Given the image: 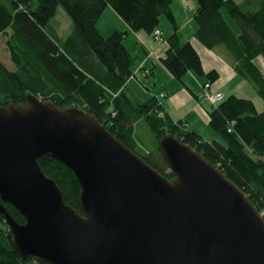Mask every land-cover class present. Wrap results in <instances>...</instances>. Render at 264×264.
Instances as JSON below:
<instances>
[{
  "label": "water",
  "instance_id": "obj_1",
  "mask_svg": "<svg viewBox=\"0 0 264 264\" xmlns=\"http://www.w3.org/2000/svg\"><path fill=\"white\" fill-rule=\"evenodd\" d=\"M160 148L173 178L76 106L35 95L0 106V214L17 252L48 264H264V215L249 197L178 138ZM45 155L74 173L84 215L41 168Z\"/></svg>",
  "mask_w": 264,
  "mask_h": 264
},
{
  "label": "trees",
  "instance_id": "obj_2",
  "mask_svg": "<svg viewBox=\"0 0 264 264\" xmlns=\"http://www.w3.org/2000/svg\"><path fill=\"white\" fill-rule=\"evenodd\" d=\"M196 2V38L208 49L224 48L235 73L264 99V74L254 63L257 57L264 58V0ZM60 6L72 21L73 29L65 36H60L58 25H51ZM107 7H112L132 31L151 33L155 39L154 32L161 31V17L166 16L173 33L167 40L161 34L162 41L168 42L160 60L165 69L183 84L189 72L204 76L207 82L218 79L216 71H204L194 45L182 40L172 0H0V36L6 38L8 56L0 55V106L25 105L28 95L61 108L76 106L94 115L118 140L168 178L174 174L168 171L160 140L172 135L217 166L264 215V111H258L250 99L224 97L209 114V124L219 140H206L185 122L174 121L164 109L159 96L162 92L152 93L138 77L140 70H134L135 57L125 44L130 31L104 36L98 30L97 22ZM225 13L239 31H234ZM150 52L147 59L153 58ZM142 71L146 77L153 73V69ZM143 127L156 139L154 152L139 136ZM38 162L57 182L65 202L84 215L81 186L70 168L47 155ZM4 205L17 222L24 223L17 209ZM0 264H48L20 256L1 214Z\"/></svg>",
  "mask_w": 264,
  "mask_h": 264
},
{
  "label": "crops",
  "instance_id": "obj_3",
  "mask_svg": "<svg viewBox=\"0 0 264 264\" xmlns=\"http://www.w3.org/2000/svg\"><path fill=\"white\" fill-rule=\"evenodd\" d=\"M235 1L242 2L243 0ZM196 9V0H177V2L172 0V11L179 27L178 33L182 40L190 41L194 45L200 54L205 72L214 70L218 73L217 81L219 84L216 85V92L222 93L225 97L235 95L241 98H247L240 89L235 91L231 86L234 81H238V83L241 84L243 83L241 81L245 80L235 73L232 61L224 48L216 47L214 49L205 50L206 48L196 40L195 33L197 28L194 24ZM225 17L227 20L229 16ZM161 27L162 29L160 30L167 40L173 33V27L171 24H169V26L162 24ZM97 28L104 36H109L115 31H130V34L125 39V44L135 57L136 64L134 70L135 72L140 70V72H138V77L150 88L152 93L165 92L167 94V100L163 103L164 109L174 121L181 120L185 122L188 129L199 133L205 138L202 132L204 130L206 132V130L210 129L209 114L213 109V105L209 101L204 100L203 97L204 84L208 80L201 81V77L197 76L194 72H189L183 78V84L174 79L165 68L163 69H165L168 74L159 70V74H161L160 71L164 73V80L159 79L157 72L160 67H158L159 64H157L155 59L158 57V59L161 60V58L165 56L168 50V42L159 43L153 38L151 33L132 31L129 25L118 16L112 7L106 8L97 22ZM164 29L166 31H163ZM187 29H189V31L185 33ZM149 51L154 53L153 58L146 59V55ZM254 63L264 74V59L262 57H257ZM142 68L153 69V73L146 77L143 74ZM162 82L164 85L158 89V86L161 85ZM238 93L241 95H237ZM193 126H198L202 128V130L194 129ZM205 127L207 128L205 129ZM214 135L215 134L209 139H205L219 140L218 135Z\"/></svg>",
  "mask_w": 264,
  "mask_h": 264
},
{
  "label": "rangeland",
  "instance_id": "obj_4",
  "mask_svg": "<svg viewBox=\"0 0 264 264\" xmlns=\"http://www.w3.org/2000/svg\"><path fill=\"white\" fill-rule=\"evenodd\" d=\"M175 1L177 2V0H175ZM225 14L227 16V13H225ZM227 20L232 25V27H233V29H234L235 32L239 31L238 28H237V26H236V24L234 23L233 19L230 16L227 17ZM162 24H165V26H169L170 21L167 19L166 16H162L161 17V22H160L159 29H162V27H161ZM194 24L196 25V23H194ZM51 25L54 26V27H55V25H58L60 36L67 35L73 29V27H72V21H71L70 17L67 15V13L65 12V10L61 6L58 8L57 14H56L55 18L52 20ZM196 28H197V25H196ZM163 31H166V30L164 29ZM188 31H189V29H187L185 31V33H187ZM5 40H6V38L4 36H0V55L1 56L4 55V56H6L5 58H7L8 56H7V50L5 48ZM196 40L198 42H200L197 38H196ZM165 42H166V40L165 41H160L159 43H165ZM204 48H206L205 50H209L206 46H204ZM155 61L157 62V64H159L158 67H160V69H158V72H157L158 77H159V79L164 80V73L163 72H165V74H168V73H167V71L165 69H163L165 67L163 66L162 62L158 59V57H156ZM159 70H162L163 72L160 71L161 74H159ZM199 77H201V81H206L207 80V78H205L204 76H199ZM217 80L213 81L212 83L211 82H208L210 84L209 91H211V85L213 84L212 85V91L211 92L214 91L215 93H219V92H216L215 91L216 85L219 84V82ZM241 82H243V83L239 84L238 81H234L231 84V86L235 89V91H237V89H240L244 93L243 95H245V97H247V99H250V100L254 101V103H255L256 108H257L258 111H264V99L258 94V92L253 87V85L251 83H249L248 81H246V80L245 81H241ZM163 85L164 84L162 82L161 85L158 86V89L161 88ZM206 90H208V89H206L205 84H204V90L203 91L205 92ZM204 94L205 93H203L204 100H207ZM237 95H241V94L238 93ZM166 100H167V94H166L165 97H162L161 101H162V103H165ZM193 127H194V129H198V130L201 129L202 130V128H199L198 126H193ZM206 128L207 127H205V129ZM209 128L210 129L206 130V132H205V130L202 132V134L204 135V137L207 138V139H209L213 134L217 135V133L215 132V130L211 126ZM139 136L141 137L142 141H145L144 145L151 152H154L155 151V148L157 147V142H156V139L154 138V136L152 135L151 131L149 129H145V127H143V129L140 130ZM168 171H170V170H168Z\"/></svg>",
  "mask_w": 264,
  "mask_h": 264
},
{
  "label": "built area",
  "instance_id": "obj_5",
  "mask_svg": "<svg viewBox=\"0 0 264 264\" xmlns=\"http://www.w3.org/2000/svg\"><path fill=\"white\" fill-rule=\"evenodd\" d=\"M161 34H162V33H161V31H159V30H156V31L154 32V36H155L156 39H158L159 41H162V40H163ZM153 54H154L153 52H150V53H149V57H152ZM205 87H206V89H208V90H206V91L204 92V93H205L204 95H205L206 99H207L212 105L215 106V105H217L218 103H220V102H222V101L224 100V96H223L222 93H215V92H211V91H209L210 84H209L208 82L205 83ZM159 96L162 98V97H165L166 94H165L164 92H162V93L159 94Z\"/></svg>",
  "mask_w": 264,
  "mask_h": 264
}]
</instances>
